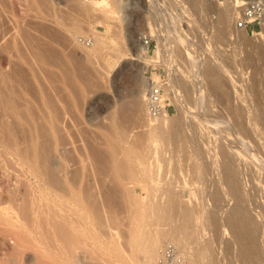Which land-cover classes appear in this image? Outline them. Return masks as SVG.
<instances>
[{"label": "rangeland", "instance_id": "rangeland-1", "mask_svg": "<svg viewBox=\"0 0 264 264\" xmlns=\"http://www.w3.org/2000/svg\"><path fill=\"white\" fill-rule=\"evenodd\" d=\"M108 1L113 7V0ZM143 1L147 8L132 0L137 4L128 12L130 20L121 24L115 17L105 20L101 11L82 0H0V144L12 143L25 149L34 140L37 154H45L52 161L50 170L59 165L64 154L67 176L75 179L72 187L69 183L60 191L47 183L41 169H27L15 154L0 147V207L17 208L21 221L17 230L18 226L13 228L7 218L0 220V264H158L163 245L171 241L163 240L156 258L146 262L144 252L139 251L143 228L138 226L133 235L128 234L134 222V216L128 213L133 207L146 208L155 202L162 209L172 204L174 210L164 215L162 225L147 222L142 226H147V234L152 235L156 230H177L182 244L173 246L187 264H264V52H260L264 51V32L256 37L231 32V18L226 16L223 0H182L186 10L178 12L181 28L177 32L182 40L174 42L179 72L166 96L174 102L171 88L177 81L193 94L184 93L185 102L180 107L174 102L177 108L168 117L182 120L183 128L177 138L161 140L153 165L157 168L151 167L150 173L155 180L151 181L136 171L137 159L147 158L150 152L146 132L151 123L145 117L143 100L137 95L129 98V93L137 78L142 83V76L148 77L161 46L157 45L142 76L137 71L142 64L127 58L118 62V57L133 51L128 38L136 39L140 28L148 29V22L151 28L156 20L164 23V33L168 35L178 22L171 11L151 10L147 6L151 0ZM166 1L172 5L171 0ZM233 1L228 0L230 7ZM82 37L91 38L92 46L78 44L77 39ZM188 38L194 42L193 49L209 48L195 59L203 61L202 72L214 68L221 84L218 99L209 93L210 105L215 108L212 106L206 114L200 111V120L208 116L204 127L193 118L196 112L191 102L196 86L184 51H190ZM203 82L209 92L207 80ZM10 109L18 116L11 117ZM116 125L122 127L126 143L112 130ZM221 148L227 152L226 157L219 155ZM228 158L244 192L240 208L248 214L250 226L256 228L257 248L253 250L257 257L247 261L239 258V247L225 226L234 201L227 196L216 201L208 197L212 189L222 190L218 164ZM56 168L54 173L59 177ZM60 203L69 205V210ZM57 211L74 221L73 229L78 235L70 237L68 248L73 255L67 249L63 254L67 257L49 243L48 249L46 241H40L41 236L30 228L33 218L44 220L49 227ZM184 212L191 214L187 222L182 218ZM212 215L217 217V227L211 226ZM108 216L118 222L115 229L106 228L109 236L102 233ZM75 219L86 222L85 228L91 222L97 233L84 230L80 223L77 226ZM48 232L41 231L46 236L51 234ZM94 233L97 237L93 238ZM250 246L249 242L247 248Z\"/></svg>", "mask_w": 264, "mask_h": 264}, {"label": "bare ground", "instance_id": "bare-ground-1", "mask_svg": "<svg viewBox=\"0 0 264 264\" xmlns=\"http://www.w3.org/2000/svg\"><path fill=\"white\" fill-rule=\"evenodd\" d=\"M93 1H90L89 4L90 6H92L93 8H96L98 9L99 11H101V13L104 14V17H105V20L107 19H112L113 17H115L116 19H118V21L121 23V24H126L129 20H130V15H129V11H131L133 9V5L134 4H137L136 2L140 3L142 5L143 8H147L145 6V2L143 0H136L135 3H132V0H113V7H111V4L108 0H98L95 4H93ZM225 2V11L228 13L226 16L228 17V19L231 18V32H233L235 35L236 34H244L243 32H238V31H234L233 28H232V18H233V15H234V5H235V1L237 2V4H240L241 2H246V1H251V0H234L232 3H231V7L229 6V3H228V0H223ZM262 2H264V0H261ZM147 6H151V5H147ZM135 8V7H134ZM184 17V16H183ZM179 16L177 17V21H179ZM170 19V18H169ZM145 20H149L147 17ZM76 22H78L76 20ZM75 22V24H77ZM173 23H174V20H173ZM78 25H81V24H78ZM148 25V28H151L150 26V23L148 22L147 23ZM74 26V25H73ZM168 26V25H167ZM76 29V28H75ZM74 29V30H75ZM147 32V28H140L137 32V38L136 39H129V41L132 43L133 47H132V52L127 54V55H123L121 54L120 57H118V62H121L123 59L127 58L129 60H135L137 62H139L140 64H142V66L140 67H137V71L139 72V74L142 76L143 75V72L145 71V67L148 63V61H150L151 59H153V54H150L148 51H147V48L146 46L143 45L141 39L142 37L144 36V34ZM264 32V31H262ZM177 33V32H176ZM175 33V34H176ZM181 39V35L180 36H177L176 40ZM182 40V39H181ZM112 41V40H111ZM133 41V42H132ZM179 42V41H178ZM184 45V43H183ZM92 46V45H91ZM92 51H94V49L92 48L91 49ZM185 53H186V59H187V62L189 64V67H190V70H191V74L193 75V82L195 83V88H194V96L192 98V102H191V105H192V109L193 111H195L194 113L196 114V116H194L193 118L195 119V121L197 122V125L200 124H203V123H206L207 121H205L207 119H203L201 118L200 120V117L201 115L203 114H200V111H202V113L204 112H209L210 109L209 108H212V106L214 105H210V103L212 102V99L210 100V92L211 94H214L215 97L219 95L221 96V84H220V81L218 79V76H217V72L216 70L213 68H207L203 74V72L201 71L202 69L201 68H204L201 66V64H203L201 61H196L197 59H195L193 57V55L190 53V51L184 49ZM91 52V51H90ZM260 52H264L260 49ZM203 60V59H202ZM186 62V63H187ZM113 71V70H112ZM114 72V71H113ZM111 73V72H110ZM2 77V76H1ZM3 79V78H1ZM204 79L207 80V83L209 84V92H207V90H205V85H204ZM1 81V80H0ZM173 81V80H172ZM179 81L176 82L175 86H173L171 88V91H173L172 93L174 94L173 96V101L177 104L178 107H180L184 102L185 100L183 99L184 98V93L186 94L187 91H189L190 93V90L191 89H187V87L184 85V84H179L178 83ZM181 82V81H180ZM206 83V81H205ZM150 82H149V79L147 78H143L142 76V83H141V87L140 89L138 90V93H137V97L138 99H142L143 102H144V96H145V91L146 89L148 88ZM171 83L168 84L167 88L165 89L166 92L169 91L170 87H171ZM173 89V90H172ZM190 94H193L190 93ZM189 97V96H188ZM175 98V99H174ZM187 98V96L185 97V99ZM190 98V97H189ZM217 98V97H216ZM214 99V98H213ZM218 99V98H217ZM220 99V98H219ZM211 101V102H210ZM216 101V100H215ZM144 104V103H143ZM211 106V107H210ZM213 108H215L213 106ZM191 109V108H189ZM207 110V111H206ZM212 110V109H211ZM30 111V110H29ZM214 111V110H213ZM11 117L14 115L15 116H18L17 115V112L16 111H13L12 109H10L9 111ZM28 112V110H27ZM188 112V111H187ZM191 113V112H189ZM193 113V112H192ZM8 114V113H7ZM33 114V113H32ZM206 114V113H205ZM210 114V113H209ZM208 114V115H209ZM194 115V114H193ZM200 115V116H199ZM45 116V115H44ZM191 115H189V119L191 120L192 122V117L190 118ZM199 116V117H197ZM214 116V115H213ZM184 117H185V114H184ZM204 117V116H203ZM210 117V116H209ZM197 118V119H196ZM42 119V118H41ZM46 119V118H45ZM159 120L155 121V120H150V123L151 125H149V127L147 128V132H146V135H147V140H148V150L150 151L148 153V157L143 159L142 157L138 158L137 159V167H136V171L138 174L142 175V176H145L147 179L153 181L155 180L152 175H150V173L152 172L153 173V169L155 167V169L157 168V166H154V162H157V154H158V145L160 144L161 140L162 141H171L173 140L174 138H177L180 134V131L181 129L183 128V124L181 125V121L180 120H177L173 117H168V116H165V117H161L158 118ZM186 119V122L189 121L188 118H185ZM193 119V121H194ZM214 119V118H212ZM32 120V119H31ZM48 120V119H47ZM209 120V119H208ZM211 120V118H210ZM209 120V121H210ZM26 121V120H24ZM112 121V120H111ZM117 121V120H116ZM194 121V122H195ZM216 121V120H215ZM55 122V121H54ZM115 122V120H114ZM154 122V123H152ZM190 122V121H189ZM36 123V122H35ZM34 123V124H35ZM49 123V122H48ZM52 123V122H50ZM49 123V124H50ZM60 123V122H59ZM117 123V122H116ZM149 123V124H150ZM183 123V122H182ZM213 123H216V122H213ZM212 123V124H213ZM223 123V122H222ZM123 124V123H122ZM121 124V125H122ZM185 124V123H184ZM209 126L211 125V123H208ZM26 125V124H24ZM54 125V124H53ZM113 125V124H112ZM206 125V124H205ZM216 125V124H215ZM215 125H211V126H215ZM23 126V125H22ZM51 125H49L50 127ZM218 126V125H217ZM114 127V126H113ZM200 127V126H198ZM202 127V125H201ZM203 127H204V124H203ZM202 127V128H203ZM206 127V126H205ZM223 127L225 128V126L223 125ZM36 128V127H35ZM52 128V127H51ZM50 128V129H51ZM54 128V127H53ZM124 129H126L125 127H123ZM212 128V127H211ZM221 128V127H220ZM218 128V129H220ZM64 129V128H63ZM205 129V128H204ZM208 129V128H207ZM206 129V130H207ZM226 129V128H225ZM228 129V128H227ZM31 130V128H30ZM36 130V129H35ZM112 130H114L115 134L117 135L118 138H120V140H122V142L124 143L123 139L125 140V143H126V137H124V131L122 129V127L120 125H116L114 128H112ZM111 128H110V131H112ZM224 130V129H223ZM222 130V132H223ZM21 132H23L24 130H20ZM210 131V130H209ZM215 131V130H213ZM227 131V130H225ZM52 132V131H51ZM55 132V130H54ZM208 132V131H207ZM217 132V130H216ZM27 133V132H26ZM56 133V132H55ZM227 133V132H226ZM29 134L31 133H28V137H29ZM54 134V133H52ZM114 134V133H113ZM24 135V134H23ZM55 135V134H54ZM26 136V135H25ZM58 136V134H57ZM56 136V137H57ZM127 136V135H126ZM31 137V136H30ZM33 137V136H32ZM54 137V136H53ZM36 138V137H35ZM61 138V137H60ZM24 139V138H23ZM30 139V138H29ZM58 140H60L59 138H56ZM36 140V139H35ZM52 140V139H51ZM53 141V140H52ZM1 143V141H0ZM4 143V142H3ZM0 144V147L6 151H9L13 154H15L19 160H20V163L23 164L27 169H30L31 171H36V170H39L40 169L42 170L43 172V175L45 176V179L47 181V183L50 185V186H55L57 188L60 189V191L64 190L65 187L64 186H68L69 183L72 184L70 187L73 186V183L75 179H72L71 178L69 179L68 178V173H67V168H66V163H67V158H65L64 154L61 155L60 157V162H59V165L57 164L56 167L54 166L53 167V171L52 169L50 170L49 167L51 168V164H52V161H49V159L47 158V156L45 154L43 155H39L37 154V150L38 148L36 149L35 147L38 146L37 142L35 143V141L33 140L32 142L30 141V143L28 142V147L26 146L25 149H22L19 148L17 145H12V143L10 144H6V142L4 144ZM35 144L37 146H35ZM59 144V142H58ZM56 146V145H54ZM139 146V145H138ZM137 146V147H138ZM140 147V146H139ZM160 147V145H159ZM29 149V150H28ZM114 150L116 148H113ZM141 148H139L140 150ZM36 150V151H35ZM113 150V151H114ZM30 151V152H28ZM226 154L227 152L221 148L220 151H219V155L221 156H225L226 157ZM36 155H39L40 157V163H37L36 161ZM80 159V158H79ZM79 161V160H78ZM83 162V161H82ZM80 163V162H78ZM77 163V164H78ZM157 164V163H156ZM219 177L220 179L222 180V190H218L216 188L212 189L209 193V196L211 200L213 201H216V200H219L221 198H223V196H227L229 199L233 200L234 201V208L232 209L231 213L229 214V217L228 219L225 221L227 223V225L225 224V226L227 227V229H229V232H230V235H231V238H232V242H234V244L239 247L238 250H239V258L243 261H247L248 258H255L257 257L255 255V252H254V248H257L255 247L254 245V242L256 241L255 240V231L254 228H252V226H250V222H249V219H248V214L246 215V212L244 210H242L243 208H240V204L243 202L244 200V192L241 190V188H239V185H238V181H237V176L235 173V170H234V167H233V163H232V160L231 158H228L227 161H221L219 164ZM151 167L153 168L151 170ZM201 165H199L197 167V169H200ZM54 168L58 169L57 172H59L61 174V176L58 177V175H56L54 173ZM80 171V170H79ZM157 171V170H156ZM155 171V172H156ZM58 173V174H59ZM79 174V173H78ZM156 174V173H155ZM154 175V174H153ZM157 175V174H156ZM155 175V176H156ZM77 176V175H76ZM77 177H80V176H77ZM62 178V179H61ZM75 178V177H74ZM72 182V183H71ZM78 181H76L77 183ZM81 182V180H80ZM75 183V184H76ZM69 187V188H70ZM67 188V187H66ZM73 190V189H72ZM71 190V191H72ZM206 191V189H205ZM74 192V191H73ZM126 192V191H125ZM71 194V193H70ZM77 194V193H76ZM126 194V193H125ZM127 195V198L129 197L128 194ZM202 195V194H201ZM204 195V194H203ZM206 195V194H205ZM204 195V197H205ZM208 195V194H207ZM78 196V195H77ZM79 197V196H78ZM201 197V196H200ZM203 197V198H204ZM130 200V199H129ZM134 202V201H133ZM136 202V201H135ZM244 203V202H243ZM61 204V203H60ZM64 203H62L61 205L63 206ZM65 206L67 205L66 203L64 204ZM60 206V205H59ZM61 206V207H62ZM63 206L64 208L67 207V209L69 208V205L68 206ZM54 208H57V206L55 205ZM246 208V207H245ZM58 209V208H57ZM60 209V207H59ZM128 209H132V208H128ZM134 209V210H133ZM132 211L128 214H132L134 216V222L132 224V227L131 229L129 230V233L131 235H133V232L136 231V227L140 226L141 229L144 231L145 226L144 225L142 226V224H145L148 222L151 226L156 224V225H162L163 222L165 221V217L164 215L168 214L169 211H173L174 210V206L172 204H168L167 207H165L164 209H162L158 203H153V204H149V206L147 205V207L145 208L144 207H133ZM56 210V209H55ZM61 211H64L62 208L60 209ZM59 210V211H60ZM69 210V209H68ZM147 210V211H146ZM58 212V211H57ZM69 212V211H67ZM128 212V211H127ZM145 212V213H144ZM63 213V214H62ZM59 214H56L54 215L52 218H51V221L48 222L49 224V227H47V225L44 223V220L42 219H31L29 221V223L31 224L30 225V228L32 227L33 230L36 231V234L41 236L40 238H38L40 241H46V244H47V247H49V244L50 246L52 245L53 247H55L56 249H54L52 246V249L54 250H58L60 251V254H62V257H67L65 256L66 252L68 251L67 249H69L70 247V237H75L77 234L75 232V230L73 229V225L74 224V221H71L69 220V218L67 216L64 215V212H62ZM70 213V212H69ZM78 214V213H77ZM81 214V213H80ZM83 217V215H81ZM80 216V217H81ZM190 216L191 214L189 212H184L183 213V220L184 222H187L190 220ZM250 216V215H249ZM79 217V216H78ZM85 217V216H84ZM4 219L6 220V218L9 220V223L11 224V226H18L16 227L17 230L19 228V226H21V221H20V214L18 213V209L17 208H14V207H0V220ZM86 219V218H85ZM77 219H75L76 221ZM81 221V219H79ZM217 217L216 215H212L210 217V222H211V226L213 225V227H217ZM3 221V220H2ZM82 222V223H81ZM81 222H77L76 221V225L78 226L79 223L81 225H79L80 227L84 228V230H86V228L88 229L89 232H91L90 230L92 229L93 232H96L95 229H93L92 225H91V222H89V224L91 225H87V227L85 228L84 223L83 224V221ZM252 222V221H251ZM2 223V222H0ZM88 223V222H87ZM118 222H116V218L114 216H108L107 217V221H106V225H105V228L102 227V233L106 234L107 233V236L111 235L108 234V232H105V231H111L112 228L115 227V225H117ZM162 223V224H161ZM83 224V225H82ZM72 225V226H71ZM148 225V227L150 226ZM184 225V224H183ZM253 225V224H252ZM84 226V227H83ZM219 226V225H218ZM251 228H250V227ZM79 227V228H80ZM13 230V233H15L16 229ZM49 228V230H48ZM90 228V229H89ZM107 228V230H106ZM145 228V229H144ZM115 229V228H114ZM140 229V230H141ZM149 229V228H148ZM148 229L147 231L143 232L141 230V234L142 236H144V239H142V245L139 244V246L141 245L142 249L140 248L139 251H143L144 252V257H146L144 260H147L146 262H149L150 259L153 258V256H155L156 252H157V249H159V245H161L162 241L163 240H170L171 243H173L172 245H176V246H180L182 243L181 241L179 240L178 238V233H177V230L176 232L175 231H165V230H156V232L152 235L151 233L147 234L148 232ZM256 229V228H255ZM11 230V231H12ZM135 230V231H134ZM139 230V231H140ZM150 230V229H149ZM41 231H44V232H51L50 235L47 234V236L43 233H41ZM217 231V230H216ZM220 231V230H219ZM34 232V231H33ZM48 232V233H49ZM93 232H91L93 234ZM18 233V231H17ZM96 233H94L93 235V238L94 236L97 237ZM101 234V232H99ZM35 234V232H34ZM104 234H102V236H104ZM216 234V233H215ZM15 235V234H14ZM43 235H45L43 237ZM36 236V235H34ZM49 236V237H48ZM78 236V235H77ZM106 236V235H105ZM92 238V237H91ZM129 239L132 238L131 236L128 237ZM134 238V237H133ZM138 238V237H137ZM35 239V238H34ZM46 239H49V240H46ZM90 239V238H89ZM102 239V238H101ZM136 239V238H134ZM13 240V239H12ZM18 240V239H17ZM98 240V239H97ZM137 240V239H136ZM144 240V241H143ZM14 241V240H13ZM16 241V240H15ZM14 241V242H15ZM48 241V242H47ZM99 241V240H98ZM133 241V240H132ZM131 239H130V244H131ZM138 241V240H137ZM167 241V240H166ZM13 244L16 246L17 245V242H15ZM136 242V241H134ZM169 242V241H168ZM249 242H250V247L251 248H247V245H249ZM12 243V242H10ZM25 243V242H24ZM23 243V245H24ZM35 243V242H34ZM44 243V242H42ZM49 243V244H48ZM170 243V242H169ZM38 244V243H37ZM83 244H86V242H84ZM128 244V243H127ZM138 244V243H137ZM136 244V245H137ZM256 244V243H255ZM45 245V244H44ZM129 245V244H128ZM22 246V244H21ZM20 246V248H21ZM42 246V245H41ZM84 246V245H83ZM87 247V245H85ZM88 246H91V245H88ZM131 246V245H130ZM253 246V247H252ZM257 246V245H256ZM19 247V246H18ZM17 247V248H18ZM25 247V246H23ZM22 247V249H23ZM69 247V248H68ZM85 247V248H86ZM12 248V247H10ZM14 248V247H13ZM88 248V247H87ZM2 249V247L0 248ZM16 249V247H15ZM14 249V251H15ZM43 249V248H42ZM46 249V248H45ZM48 249H51L50 247ZM134 249V248H133ZM3 250V249H2ZM7 250V248H6ZM19 250V248L17 249ZM21 250V249H20ZM66 250V251H65ZM71 249H69V252L72 253L70 251ZM11 251V250H10ZM57 251V253H59ZM133 251V250H132ZM3 252V251H2ZM5 252V251H4ZM18 252V251H17ZM16 252V253H17ZM69 252L67 254H69ZM130 252V251H129ZM142 252V253H143ZM15 253V254H16ZM44 253V252H43ZM56 253V254H57ZM4 254V253H3ZM7 254V253H6ZM58 254V255H60ZM65 254V255H63ZM2 255V254H1ZM8 255V254H7ZM11 255V254H10ZM70 255V254H69ZM73 255V253H72ZM4 256V255H3ZM16 256V255H15ZM21 256V255H20ZM20 256H17V257H20ZM49 256V255H48ZM75 256V255H74ZM99 256V255H98ZM2 257V256H1ZM69 257V256H68ZM8 258V256H7ZM10 258H12L10 256ZM61 258V257H60ZM74 258V257H73ZM76 258V257H75ZM93 258V257H92ZM131 258V257H130ZM156 258V256L154 257ZM15 259V258H14ZM98 259V257H97ZM142 259V261H143ZM257 259V258H256ZM3 260V259H2ZM1 260V261H2ZM21 260V259H20ZM40 260V259H39ZM252 260H255V259H252ZM12 261V260H10ZM96 261V260H95ZM98 261V260H97ZM255 262V261H253ZM251 261V264H255ZM5 263V262H4ZM18 264H21L19 262H17ZM246 263V262H245ZM248 263V262H247ZM10 264V263H9ZM16 264V263H14ZM144 264V263H143ZM250 264V263H249ZM258 264V262L256 263Z\"/></svg>", "mask_w": 264, "mask_h": 264}, {"label": "built area", "instance_id": "built-area-1", "mask_svg": "<svg viewBox=\"0 0 264 264\" xmlns=\"http://www.w3.org/2000/svg\"><path fill=\"white\" fill-rule=\"evenodd\" d=\"M82 1L89 3L92 0ZM171 1L172 5H169L166 0H151L150 9L159 11L160 13L171 11L172 16L177 18L179 16L178 12L186 10V5L182 0ZM182 18L187 19L185 16ZM177 22L176 29L171 30L172 34L168 35L164 33L165 24L156 20L153 28H148L141 39L143 45L146 46L147 51L151 54H153L158 44L161 46L160 53L155 55L149 68V75L146 77L150 82L144 96V113L147 120H156L161 117L170 116L177 108L176 104L170 102L169 98H167L165 90L168 84L176 79L178 76L177 72H179L174 47V42L178 36L176 32L181 28V24H179V21ZM232 28L234 31L243 32L247 36L256 37L260 35L264 31V2L261 0H251L237 4L235 1ZM187 42L191 44L190 52L194 58H201L205 53L209 52L208 47L204 50H198L197 47L193 49L194 42L190 38L187 39ZM77 43L84 47H90L93 41L91 38L82 37L77 39ZM158 264L187 263L179 250L168 242L162 247Z\"/></svg>", "mask_w": 264, "mask_h": 264}, {"label": "crops", "instance_id": "crops-1", "mask_svg": "<svg viewBox=\"0 0 264 264\" xmlns=\"http://www.w3.org/2000/svg\"><path fill=\"white\" fill-rule=\"evenodd\" d=\"M140 84H141V80L137 78L135 82L134 90L129 93L130 96L129 98H131V96L135 97L137 95Z\"/></svg>", "mask_w": 264, "mask_h": 264}]
</instances>
